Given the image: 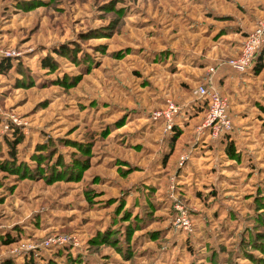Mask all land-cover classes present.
Here are the masks:
<instances>
[{"label":"rangeland","instance_id":"1","mask_svg":"<svg viewBox=\"0 0 264 264\" xmlns=\"http://www.w3.org/2000/svg\"><path fill=\"white\" fill-rule=\"evenodd\" d=\"M262 19L264 0H0V264H264V49L225 74L236 154L190 111Z\"/></svg>","mask_w":264,"mask_h":264},{"label":"built area","instance_id":"2","mask_svg":"<svg viewBox=\"0 0 264 264\" xmlns=\"http://www.w3.org/2000/svg\"><path fill=\"white\" fill-rule=\"evenodd\" d=\"M263 43L264 19L260 20L253 31L246 37L241 53L237 57L228 59L227 63L238 72L248 71L258 57ZM196 94L198 98L210 97V108L202 125V127L209 128L210 136L216 139L221 133L231 130L232 122L229 118V100L214 86L213 81L209 79L207 85H199L196 89ZM176 110L175 104L169 102L167 108L158 113V115H163L166 119L167 128L171 127V121Z\"/></svg>","mask_w":264,"mask_h":264},{"label":"trees","instance_id":"3","mask_svg":"<svg viewBox=\"0 0 264 264\" xmlns=\"http://www.w3.org/2000/svg\"><path fill=\"white\" fill-rule=\"evenodd\" d=\"M254 29V28H253ZM253 29L251 30V31H246L244 34H243V36L244 37H242V38H244V40L243 41H241V40H239V41H237V43L233 46V50H234V52H231V54L229 55V58L228 59H230V58H232V57H237L240 53H241V50H242V46H243V43H244V41H245V39H246V37L253 31ZM242 31H239V33H241ZM262 49H264V43H263V45H262V47H261V50ZM260 50V51H261ZM260 53V52H259ZM259 55V54H258ZM227 59V60H228ZM51 60L53 61V58L52 57H47V59L44 61V66H47L48 68H50V67H52V65H51ZM227 60H225L224 61V66L221 68V70L218 72V74H220L219 75V77L218 78H215V80L213 81V84H214V86L220 91V93L221 94H223V95H225V93H224V90H225V88H224V86L226 85V87L228 88V85L227 84H230L231 83V79L233 78V77H231L230 75L229 76H227V75H225V74H227V72H230V74L231 73H238V74H241V73H245V72H238L237 70H235V69H233L228 63H227ZM258 60H260V58H256L255 59V61H254V63H253V68H257L258 67V64H259V62H258ZM203 64H204V62H201V67H204L203 66ZM12 66V63H11V61L8 59V58H6V59H1L0 60V68L2 69H8V68H10ZM228 69V70H227ZM227 76V77H226ZM198 80H199V82L200 83H202V84H205V85H207L208 84V80H207V78H205V74L203 73V75L202 76H200L199 78H198ZM207 80V81H206ZM224 89V90H223ZM195 105H192L191 106V112H193V118L194 117H196V116H198V115H200V113H204V119L206 118V114H207V112H208V110H209V108H210V97H204V98H199L198 99V101H196L195 103H194ZM229 109H230V104H229ZM190 115V113L188 114V116ZM188 116L187 115H184L183 116V119H188ZM187 117V118H186ZM177 120H179V119H177ZM159 122H161V124H162V126L163 127H165V124H166V121L164 120V119H161ZM179 122V121H178ZM176 127V125H174V128L173 129H171V132L172 133H176V132H174V130L176 129L175 128ZM207 128V127H206ZM208 130V134H207V136H209L210 135V130H209V128L207 129ZM14 134L16 135V136H18V134H19V130L17 131V130H15L14 131ZM231 134V131L229 130V131H225V132H223V133H221V135L219 136V140H221V141H224V146H225V150L229 153V154H233V152L235 153L236 151H235V148H234V146H233V143H232V141H231V139H230V137L231 136H229ZM179 137V136H178ZM209 138H211L210 140H213V138L212 137H209ZM228 138H229V140H228ZM9 140V142H10V145L13 147V149L14 150H16V145L18 144V143H20V139H13L14 140V142H13V140H11V139H8ZM176 141V140H175ZM14 156H16V152L15 151H13V153H12ZM236 154V153H235ZM7 241H5V243L6 244H8V243H11V242H13V240H12V237H8L7 239H6ZM5 264H10L9 262H6ZM28 264H34V262H32V261H28Z\"/></svg>","mask_w":264,"mask_h":264},{"label":"crops","instance_id":"4","mask_svg":"<svg viewBox=\"0 0 264 264\" xmlns=\"http://www.w3.org/2000/svg\"><path fill=\"white\" fill-rule=\"evenodd\" d=\"M208 137H211L210 135ZM215 139V138H214ZM217 139V138H216Z\"/></svg>","mask_w":264,"mask_h":264}]
</instances>
